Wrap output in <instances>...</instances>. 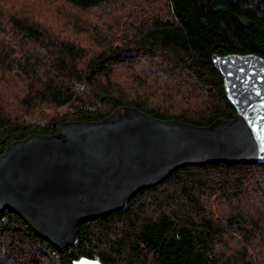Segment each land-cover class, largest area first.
Returning a JSON list of instances; mask_svg holds the SVG:
<instances>
[{"label": "trees", "instance_id": "16d2710c", "mask_svg": "<svg viewBox=\"0 0 264 264\" xmlns=\"http://www.w3.org/2000/svg\"><path fill=\"white\" fill-rule=\"evenodd\" d=\"M215 54L264 58V0H0V154L120 106L230 120ZM78 235L59 252L6 210L0 264H264V164L180 168Z\"/></svg>", "mask_w": 264, "mask_h": 264}, {"label": "water", "instance_id": "95a60500", "mask_svg": "<svg viewBox=\"0 0 264 264\" xmlns=\"http://www.w3.org/2000/svg\"><path fill=\"white\" fill-rule=\"evenodd\" d=\"M211 62L232 119L196 126L120 106L15 140L0 154V214L12 212L64 252L78 245L81 223L125 209L180 168L264 164V58L215 54Z\"/></svg>", "mask_w": 264, "mask_h": 264}, {"label": "rangeland", "instance_id": "374dc122", "mask_svg": "<svg viewBox=\"0 0 264 264\" xmlns=\"http://www.w3.org/2000/svg\"><path fill=\"white\" fill-rule=\"evenodd\" d=\"M125 6H127L126 3L121 4L120 6L117 5V8H118V9H122V8H124ZM110 11L115 12L116 14H118V10H115V9L112 10V6H111L109 9H106V10L104 11V13H107V12H110ZM97 15H99V14H95V16H97Z\"/></svg>", "mask_w": 264, "mask_h": 264}]
</instances>
